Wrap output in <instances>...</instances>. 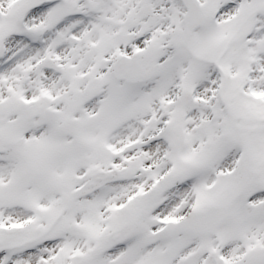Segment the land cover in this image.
I'll return each instance as SVG.
<instances>
[{
    "label": "snow or ice",
    "instance_id": "6c2138e0",
    "mask_svg": "<svg viewBox=\"0 0 264 264\" xmlns=\"http://www.w3.org/2000/svg\"><path fill=\"white\" fill-rule=\"evenodd\" d=\"M0 264H264V0H0Z\"/></svg>",
    "mask_w": 264,
    "mask_h": 264
}]
</instances>
